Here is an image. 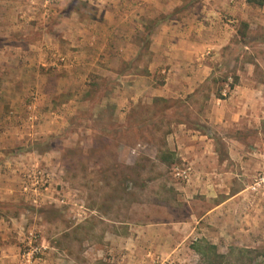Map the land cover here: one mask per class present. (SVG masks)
<instances>
[{
  "label": "rangeland",
  "instance_id": "374dc122",
  "mask_svg": "<svg viewBox=\"0 0 264 264\" xmlns=\"http://www.w3.org/2000/svg\"><path fill=\"white\" fill-rule=\"evenodd\" d=\"M96 1L0 0V99L25 103L15 123L0 122V149L42 154L32 164L28 158L20 172H3L11 182L18 177L16 202L0 203V215H14L23 228L19 262L33 233L41 246L33 264H264V196L248 190L264 167V31L252 34L240 24L245 36L232 39L194 93L136 104L123 121L111 107L87 103L64 126L28 134L39 120L29 104L34 89L60 103L54 77L70 76L65 65L79 49L75 38L102 36L89 26L102 17ZM199 1L184 0L180 14L190 15ZM152 13L134 35L138 57L120 71H146L152 62L150 37L170 16ZM163 66L150 74L154 85L173 82ZM235 77L245 86L233 92ZM69 80L64 84H73ZM89 84L97 102L114 81L92 75ZM36 164L51 174L54 189L94 213L78 221L72 203L30 204L20 181ZM187 166L189 177L178 178V168ZM222 201L225 208L208 217L206 211Z\"/></svg>",
  "mask_w": 264,
  "mask_h": 264
},
{
  "label": "crops",
  "instance_id": "0c3cea01",
  "mask_svg": "<svg viewBox=\"0 0 264 264\" xmlns=\"http://www.w3.org/2000/svg\"><path fill=\"white\" fill-rule=\"evenodd\" d=\"M95 4L102 17L90 21L89 26L98 27L102 36L92 34L89 37L75 38L79 49L72 51L73 60L65 65L70 76L63 72L55 74L54 77L58 80L55 93H63L60 103L53 104L51 94H44L42 89L41 92L38 88L34 89L35 97L29 104L32 108L31 114H35L39 120L36 127L28 132L32 137H39L45 131H54L56 126H64L69 115L75 114L83 104L111 107L114 117H122L119 121H123L128 110L136 104L158 97H183L194 93L211 74L216 62L224 58V48L234 37H240L239 27L242 22L248 24L247 28L252 34L258 30L264 31V0L262 4L247 0H200L188 16L180 14L184 0H97ZM152 11L170 15L156 25V30L150 37L152 62L147 65L146 71L133 72L132 68L125 72L120 71L122 64L138 57L140 47L136 45L134 35L144 28L145 22L141 20L145 16L150 17ZM79 25L84 24L79 22ZM84 58L91 59L85 63L86 67H83ZM162 65H166L162 71L167 70L170 76L167 80L173 82L154 85L151 75L160 71ZM85 70L88 72L85 73ZM92 75L98 78L108 77L114 81L108 93L97 102L88 95L87 87H90ZM69 79L73 84L67 86L64 82L70 81ZM239 81L234 85L233 92L244 89V79L240 78ZM62 82L64 86L61 85ZM33 83L37 84V81ZM9 88L7 86L6 89ZM2 90H5V86L1 84L0 92ZM225 100L227 99L223 101ZM22 105L25 103L0 99V122L15 123V112L20 111ZM42 106L47 107V112H44ZM43 116H47L50 121L43 123ZM0 137L4 136L0 134ZM134 151L133 148L131 152ZM0 155L3 157L0 159V203H14L18 193V177L15 182H11L9 178H4L3 172H20L28 158L32 164L42 158V154H9L0 149ZM67 202L71 200L68 198ZM226 203L227 201H222L213 205L206 211V215L212 217L214 212L223 210ZM74 207L76 206L72 207L73 210ZM88 212L94 213L87 209L81 215L79 210L71 215L78 221H85ZM17 219L14 215H0V264H21L17 258V240L21 239L24 231L16 223ZM143 262L152 264L147 260Z\"/></svg>",
  "mask_w": 264,
  "mask_h": 264
},
{
  "label": "built area",
  "instance_id": "2783aa9c",
  "mask_svg": "<svg viewBox=\"0 0 264 264\" xmlns=\"http://www.w3.org/2000/svg\"><path fill=\"white\" fill-rule=\"evenodd\" d=\"M190 167L178 168L175 175L180 179L189 177ZM51 174L41 165H33L29 170L23 173L20 181V191L29 203L33 206H40L45 204H60L69 205L72 203L78 206L79 215L86 213L87 208L82 202H67V197L61 190L53 188ZM53 190V194H50ZM250 193L256 196H264V167L254 176L252 182L248 186ZM73 218L76 219L74 216ZM24 245L19 252V259L21 264H33L40 259L41 246L37 243L36 235L29 233L24 241Z\"/></svg>",
  "mask_w": 264,
  "mask_h": 264
},
{
  "label": "trees",
  "instance_id": "16d2710c",
  "mask_svg": "<svg viewBox=\"0 0 264 264\" xmlns=\"http://www.w3.org/2000/svg\"><path fill=\"white\" fill-rule=\"evenodd\" d=\"M247 1H248V2H252V3L262 4V0H247ZM241 25H242L245 29H247V27H248V24L245 23V22H242ZM239 35H240V36L242 35L241 37H243V36H245V33H243V34H240V33H239ZM236 84H237V77L234 78V82L231 83L229 86H230V88H233L234 85H236Z\"/></svg>",
  "mask_w": 264,
  "mask_h": 264
}]
</instances>
